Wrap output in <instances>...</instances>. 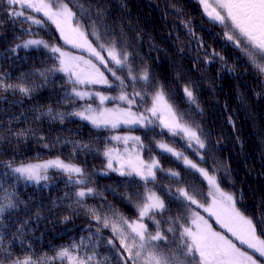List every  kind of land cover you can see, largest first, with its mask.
I'll list each match as a JSON object with an SVG mask.
<instances>
[{"label":"snow or ice","instance_id":"6c2138e0","mask_svg":"<svg viewBox=\"0 0 264 264\" xmlns=\"http://www.w3.org/2000/svg\"><path fill=\"white\" fill-rule=\"evenodd\" d=\"M196 2L209 21L226 29L225 39L244 54L264 82V0ZM73 7L76 11H73ZM0 11L13 22L28 25L23 31L29 38L18 37L20 42L10 49L11 52L15 53L20 48H43L50 54L49 58L56 62L49 68L33 69L30 75L46 83L50 75L63 73L69 86L57 103L69 105L71 110L60 111L47 106L46 110H35L34 119L45 118L49 122L63 124L66 119L77 118L95 129L109 131L118 130L122 126L151 131L159 129L161 135H168L172 140V143L163 139L153 140L152 144L145 145L139 136L121 135L118 132L108 138L109 146L101 153L106 158L103 174L111 171L120 176L137 177L140 188L143 189L135 193L138 199L134 200L128 193H120L110 188L114 196L132 205L137 214L135 219H129L108 202L102 193L90 187L93 182L92 174L74 162L59 156L26 163L0 160V264H113V260L115 264H260V260H264V217L253 218L246 215L237 207V196L221 188L217 169L204 154V150L208 148V134L204 133L199 124L185 120L184 114L170 102L165 84L157 81L154 74H150L147 64L134 66L135 57L132 51H128L125 34L120 30L117 40L115 30L106 22V5L100 4L99 0L96 5L88 6L79 0H0ZM182 23L191 33V22ZM34 27H54L65 45H70L82 54H75L59 45L50 44L39 37V32L34 31ZM89 37L96 41L95 45ZM199 44L202 46L203 41L200 40ZM205 57L207 64L213 63L215 58L224 60L214 49L206 52ZM228 70L234 71L231 68ZM105 72L113 79L109 80ZM118 72H123L124 75H118ZM95 86L118 89V94H105ZM41 87L43 85L37 83L32 86L24 83H5L0 75V91H18L30 98ZM149 88L153 91H147ZM182 91L186 100L196 105L199 110L192 86L183 85ZM145 97L148 98L147 101ZM138 100L150 106L140 110ZM109 102L115 103L109 107ZM29 134L34 136L36 133L32 129L12 133L17 137H27ZM6 139L0 135V143ZM39 139L43 140L44 136L41 135ZM177 139L183 142L185 148L192 151L199 161L208 164V167H201L185 155L183 150L174 147ZM111 141L122 144L123 148L112 146ZM59 143L69 141L56 137L53 146ZM71 143L73 152L77 148H89L87 144ZM153 146L162 155L173 157L185 168L201 176L208 186L206 195L210 198V203L205 204L197 199L200 193L195 188L189 191L188 188L178 187L173 192L171 188L158 184L157 172L164 173L167 178H175L177 182L180 173L165 169L159 158L154 155L145 159V149L151 153ZM44 147L49 145L44 144ZM208 155L211 156L210 151ZM50 169L66 176V183L76 189L70 194L66 193V196H74L75 206L83 208L90 214L91 220L96 222L94 230L89 226L96 239L92 236L80 237L78 241H71L68 245L54 250L53 255L45 253L34 256L29 244L26 249L29 254L16 256L11 251V246L19 241L24 250L23 236L28 220L25 219L23 223L14 221L16 232H8L7 235L11 239H6V214L11 219L14 210L18 209L23 201L18 202L14 198L15 192L5 187L6 181L3 177L11 174L16 182L39 185L41 181L49 180ZM150 185L160 187L166 194H171L173 201H179L190 211V217L168 215L171 209ZM96 196L105 200L108 211L102 212L85 204L87 198ZM196 209H202L210 218H214L221 231L214 229L209 219ZM38 218L39 213L36 215V219ZM63 219L68 221L70 217L65 216ZM149 225H152L151 230ZM102 229H108L112 233L111 238L103 239V244L113 253L112 256L98 251L101 247Z\"/></svg>","mask_w":264,"mask_h":264},{"label":"trees","instance_id":"16d2710c","mask_svg":"<svg viewBox=\"0 0 264 264\" xmlns=\"http://www.w3.org/2000/svg\"><path fill=\"white\" fill-rule=\"evenodd\" d=\"M79 2L85 6L97 4V0ZM99 3L107 6L106 22L115 30V38L119 40L120 30L125 34L128 51H132L135 57L134 66L147 64L150 74H154L157 81L165 84L170 102L184 114L185 120L199 124L204 133L208 134V148L204 150V154L217 169L221 187L237 196V205L246 215L253 218L264 217V82L244 54L225 39L226 29L209 21L202 14L196 0H99ZM69 6L72 7V4ZM176 9L180 11L177 12ZM73 11H76L75 7ZM182 21L191 22V33ZM0 22V75L5 83L43 85L30 98L18 91H0V135L7 138L0 143V160L26 163L59 156L66 161L78 162L92 174L93 182L89 186L102 193L108 202L129 219H135L137 214L132 205L114 196L110 188L120 193H128L134 200L138 199L135 193L143 189L140 188L137 177L120 176L111 171L103 174L106 158L101 153L109 146L108 138L116 132H132L141 137L145 145L152 144L153 140L163 139L168 143H172V140L168 135H161L159 129L151 131L122 126L118 130L109 131L95 129L77 118L66 119L63 124L49 122L45 118L34 119L35 110H46L47 106L60 111L71 110L69 105L57 103L69 86L63 73L50 75L46 83L31 76L33 69L49 68L56 62L49 58L50 54L43 48H20L15 53L11 52L10 49L20 39L29 38L23 31L28 25L13 22L2 11ZM84 23L87 25L86 20ZM33 30L38 31L39 37L50 44L66 47L54 27H34ZM200 40L203 41L202 46L199 44ZM93 43L96 44L94 39ZM213 49L224 60L215 58L213 63L207 64L205 53ZM230 68L234 71H229ZM106 74L109 80L113 79L107 72ZM118 75L123 76L124 73L118 72ZM183 85L192 86L199 110L196 105L186 100L182 91ZM95 87L111 95L118 94V89L115 88ZM147 91L153 90L149 88ZM147 99L145 97V101ZM114 103L109 102V105L113 106ZM137 104L140 110L150 106L139 100ZM28 129L34 130L36 134H29L27 137L12 135ZM41 135L44 136L43 140L39 139ZM56 137L69 143L53 146ZM71 142L87 144L89 148H77L73 152ZM44 144L49 147L45 148ZM111 145L122 144L111 141ZM173 146L184 150L205 168L208 167V164L199 161L192 151L186 149L180 140L177 139ZM143 155L145 159L154 155L165 169L180 173L177 182V179L167 178L164 173L157 172L158 184L171 188L173 192L178 187L188 188L189 191L195 188L200 193L197 199L205 204L209 202L210 198L206 195L208 186L197 173L185 168L173 157L162 155L154 146L151 153L145 149ZM48 175L49 180L41 181L39 185L16 182L11 174L3 177L6 181L5 187L15 192L14 198L18 202L23 201L14 210L11 219L6 214V239H11L8 232H16L14 221L23 223L25 219L28 220L23 236L24 250L19 241L11 246V251L16 256L29 254L26 250L29 244L34 256L45 253L53 255L54 250L68 245L71 241H78L80 237L92 236L96 239L94 231L89 230L90 225L94 230L96 222L91 220L90 214L83 208L75 206L74 196H66V193L70 194L76 189L67 184V177L58 171L50 169ZM150 187H154L171 209L168 215L190 217V211L179 201H173L171 194H166L160 187ZM85 204L102 212L108 211L105 200L100 196L87 198ZM65 216L70 219L64 221ZM149 228L151 230L152 225ZM105 237H112L108 229H102L101 247L98 251L112 256L113 253L103 244Z\"/></svg>","mask_w":264,"mask_h":264},{"label":"rangeland","instance_id":"374dc122","mask_svg":"<svg viewBox=\"0 0 264 264\" xmlns=\"http://www.w3.org/2000/svg\"><path fill=\"white\" fill-rule=\"evenodd\" d=\"M62 40V39H61ZM94 44V43H93ZM95 45V44H94ZM62 48H64L65 50H67V51H72L73 53H75V54H82V53H80L79 52V50H76V49H73L70 45H66V47L65 46H61ZM102 71H103V69H101ZM105 75H107L106 74V72H105ZM97 90H99V89H97ZM99 91H101V90H99ZM103 92V91H102ZM105 93V92H104ZM105 94H108V93H105ZM107 106H109V107H111V105H109V103H108V105ZM123 127H127V126H123ZM121 135H134V136H136L134 133H132V132H123V133H120ZM130 146H131V144H130ZM121 149L123 148V145H121V146H119ZM180 150V149H179ZM184 151V150H183ZM184 153H185V155H187L191 160H193L194 162H196L195 161V159L194 158H192V157H190L185 151H184ZM50 159H52V158H50ZM46 160H48V159H46ZM43 161V160H42ZM74 163H76V164H78V165H80V166H82L80 163H78V162H74ZM197 163V162H196ZM198 164H200V163H198ZM114 166H118V165H114ZM200 166L201 167H204V166H202L201 164H200ZM219 181V180H218ZM221 186V185H220ZM222 188V187H221ZM223 189V188H222ZM225 190V189H224ZM226 191V190H225ZM159 195V194H158ZM208 203H210V200H209V202ZM207 204V203H206ZM237 207H238V205H237ZM239 208V207H238ZM197 211H199L200 213H201V215H204L205 216V218L206 219H209V223H211L212 224V226H213V228L214 229H216L217 231H221V229L219 228V226L214 222V218H210L209 216H208V214H206V213H204L203 212V210L202 209H197ZM258 260H260V258L257 256L256 257ZM260 264H264V260H260Z\"/></svg>","mask_w":264,"mask_h":264}]
</instances>
